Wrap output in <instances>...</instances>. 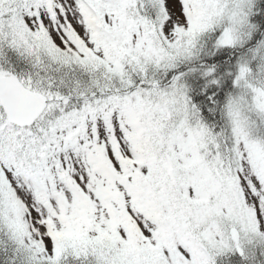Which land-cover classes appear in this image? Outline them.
<instances>
[{"label": "snow or ice", "instance_id": "snow-or-ice-1", "mask_svg": "<svg viewBox=\"0 0 264 264\" xmlns=\"http://www.w3.org/2000/svg\"><path fill=\"white\" fill-rule=\"evenodd\" d=\"M0 264H264V0H0Z\"/></svg>", "mask_w": 264, "mask_h": 264}]
</instances>
